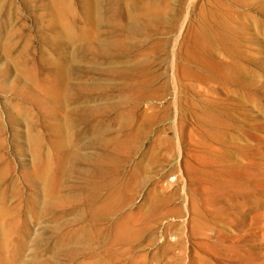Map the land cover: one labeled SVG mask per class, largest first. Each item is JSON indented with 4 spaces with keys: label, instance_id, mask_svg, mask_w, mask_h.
I'll list each match as a JSON object with an SVG mask.
<instances>
[{
    "label": "rangeland",
    "instance_id": "1",
    "mask_svg": "<svg viewBox=\"0 0 264 264\" xmlns=\"http://www.w3.org/2000/svg\"><path fill=\"white\" fill-rule=\"evenodd\" d=\"M85 1L59 0L62 23L50 0H0V252L19 246L21 264H264V0ZM47 154L61 173L52 215L30 174Z\"/></svg>",
    "mask_w": 264,
    "mask_h": 264
},
{
    "label": "bare ground",
    "instance_id": "2",
    "mask_svg": "<svg viewBox=\"0 0 264 264\" xmlns=\"http://www.w3.org/2000/svg\"><path fill=\"white\" fill-rule=\"evenodd\" d=\"M87 2H88V0H86ZM85 1V2H86ZM91 1V0H90ZM116 0H114L112 3H114ZM117 1H119L120 2V4L122 3L123 5H124V2H122V1H126V0H117ZM129 1V0H128ZM127 1V2H128ZM135 1V0H134ZM149 1H151V0H149ZM149 1H147V3L149 2ZM81 2V1H80ZM96 2V1H95ZM131 2H133V1H131ZM129 3V4H132V3ZM137 2H139L138 0H137ZM143 3V1L142 0H140V3ZM144 2H146V1H144ZM153 1H151V3H152ZM50 3H51V6H48L49 8L48 9H52V13L54 14V18H55V20H59V21H61L62 23H63V21L61 20L62 18H63V16H64V13H65V9L62 7V5L60 4V2H59V0H50ZM93 2L91 1V4H92ZM99 3V2H98ZM141 3V4H142ZM216 3V2H215ZM218 3V2H217ZM79 4H81V3H79ZM87 4H89V2L87 3ZM87 4H85L86 6H87ZM95 4H97V3H95ZM121 4V5H122ZM133 4H134V2H133ZM153 4H155L154 2H153ZM82 5H84L83 3H82ZM84 5V6H85ZM102 5V4H101ZM113 5V4H112ZM122 5V6H123ZM127 6H128V4H126ZM140 5V4H139ZM138 5V6H139ZM144 5V4H143ZM145 5H146V3H145ZM144 5V6H145ZM45 6V5H44ZM80 6V5H79ZM85 6V7H86ZM89 6H91V5H89ZM118 6H119V3H118ZM126 6V7H127ZM134 6H136V5H133V7L132 6H130L129 5V7L131 8L132 7V10L131 11H134V12H136L135 10V8H137V6L134 8ZM51 7V8H50ZM84 7V8H85ZM88 7V6H87ZM91 7H93V6H91ZM91 7H89V8H91ZM95 7V6H94ZM114 7H116V5H114ZM120 7V6H119ZM142 7V6H141ZM161 7V6H160ZM72 8V7H71ZM83 8V7H82ZM88 8V9H89ZM111 8V7H110ZM117 8V7H116ZM133 8H134V10H133ZM139 8V7H138ZM137 8V9H138ZM42 9V8H41ZM95 9V8H94ZM105 9V8H104ZM109 9V8H108ZM108 9H106V10H108ZM121 9V8H120ZM119 9V10H120ZM126 9V8H125ZM83 10V9H82ZM122 10H124L123 8L121 9V11ZM225 10V9H224ZM84 11V10H83ZM88 11V10H87ZM100 11V10H99ZM113 11H116V10H114L113 9ZM126 11V10H125ZM131 11H129V12H131ZM138 11V10H137ZM150 11V12H149ZM151 11H152V6H151V4L150 5H148V6H145L143 9H142V11H141V13L142 14H145V13H147L148 15H149V13H151ZM219 11V10H218ZM48 12H50L49 10H48ZM72 12V11H71ZM80 12V11H79ZM85 12L86 11H84V14H85ZM89 12V11H88ZM92 12V11H91ZM91 12H89L88 13V15H91L90 13ZM104 12V11H103ZM112 12V11H111ZM129 12H127L126 11V13H129ZM144 12V13H143ZM149 12V13H148ZM216 12V11H215ZM1 13V12H0ZM87 13V12H86ZM115 14H114V16L116 15V12H114ZM123 13H125V12H123ZM141 13L139 14V15H141ZM153 13V12H152ZM156 13V12H155ZM159 13H160V10H159ZM214 13V12H213ZM212 13V14H213ZM71 14V13H70ZM147 14H145V15H147ZM158 14V13H157ZM41 15H43L42 13H41ZM75 15V14H74ZM100 15V14H99ZM107 15H109L110 16V14L108 13ZM119 15H121V12L119 13ZM127 15H129V14H127ZM139 15H136L137 17L139 16ZM147 15V16H148ZM151 15H153V14H150L149 16H150V18H151ZM216 14H214V16H215ZM50 16H52V15H49L48 17H50ZM70 16V15H69ZM82 16V15H81ZM117 16V15H116ZM121 16H123V18H124V14L123 15H121ZM131 16V15H130ZM133 16H135V15H133ZM135 16V17H136ZM142 16V15H141ZM144 16V15H143ZM217 16H218V14H217ZM226 16H228V15H226ZM65 17V16H64ZM72 17H75V16H72ZM80 17V16H79ZM89 18H90V16H88ZM101 16H99L98 18H100ZM111 17H113V16H111ZM158 17H160V16H158ZM205 17V16H204ZM211 17V16H210ZM87 21H89L86 17H84ZM110 18V17H109ZM119 18V17H118ZM143 18V17H142ZM149 18V17H148ZM147 17H146V20L148 19ZM149 18V19H150ZM49 19V18H48ZM51 19V18H50ZM49 19V20H50ZM65 19V18H64ZM76 18H74V20H75ZM78 19V18H77ZM114 19V18H113ZM131 18H128V20H130ZM206 19V18H205ZM204 19V20H205ZM211 19H213V17L211 18ZM218 19H220V18H218ZM52 20V19H51ZM80 20V19H79ZM115 20V19H114ZM144 20V19H143ZM59 21H56V22H58L59 23ZM70 21V20H69ZM69 21L68 22H66V23H68V24H72L73 25V23L71 22V23H69ZM78 21V20H77ZM87 21H86V23H87ZM119 21V20H118ZM132 21V19L130 20V22ZM139 21V20H138ZM137 21V22H138ZM216 21L217 22H219L217 19H216ZM216 21L214 22V23H216ZM225 21V20H224ZM56 22H54L55 24H56ZM92 22V21H91ZM123 22H125V20H123ZM122 22V23H123ZM129 22V21H128ZM141 22H143V23H145L144 21H141ZM172 22V21H171ZM52 23V22H51ZM57 23V24H58ZM89 23V22H88ZM87 23V24H88ZM116 23H117V21H116ZM115 23V24H116ZM118 23H121L120 21L118 22ZM142 23V24H143ZM67 24V25H68ZM115 24H113V25H115ZM125 24V23H124ZM170 24V23H169ZM54 25V24H53ZM61 25V24H60ZM59 25V26H60ZM84 25V24H83ZM110 25H112V24H110ZM123 25V24H122ZM121 24L119 25V26H122ZM139 25V24H138ZM202 25H205L204 24V21H203V23H202ZM55 26V25H54ZM70 26V25H69ZM78 26V25H77ZM80 26V25H79ZM118 26V27H119ZM146 26H147V21H146ZM207 25H205V28H207L206 27ZM221 26H223V25H221ZM56 27H58L57 25L55 26V28ZM66 27V26H65ZM87 27V26H86ZM85 27V28H86ZM143 27V26H142ZM142 27H140L141 29H142ZM148 27V26H147ZM204 27V26H203ZM60 28V27H59ZM71 28H73V26L71 27ZM74 28H75V26H74ZM85 28H83L84 30H82V31H86L85 30ZM221 28H223V27H221ZM60 29H66V34L65 33H62V32H60L59 31V29H58V31L60 32V36H63L64 37V35L63 34H65V36H67V38L68 39H75V40H77L76 38H79V37H83L84 36V33L83 32H77V31H81L80 29H82V27L79 29V28H77V31H72V29H69V28H60ZM79 29V30H78ZM88 30L90 29L89 28V26H88V28H87ZM137 29V28H136ZM123 30V29H122ZM205 30V29H204ZM211 30V29H210ZM135 31V30H134ZM142 31H145L144 29L142 30ZM207 31V30H206ZM88 33L90 32V31H87ZM135 33V32H134ZM85 34H86V32H85ZM223 34V33H222ZM4 35V34H3ZM6 35V34H5ZM58 35V34H57ZM56 35V36H57ZM90 34H88V35H86V36H89ZM56 36H55V39H56ZM60 36H59V38H60ZM213 36H215V35H213ZM8 37V36H7ZM6 37V38H7ZM122 37V36H121ZM86 38V37H85ZM122 38H124V37H122ZM205 38V37H204ZM96 39V38H95ZM127 39V38H126ZM206 39H208V37L206 38ZM58 40V39H57ZM64 40V39H63ZM112 40V39H111ZM116 40V39H115ZM59 41V40H58ZM86 41V40H85ZM94 41V40H93ZM112 41H114V39L112 40ZM112 41H110V42H112ZM117 41V40H116ZM115 41V42H116ZM122 41V40H121ZM124 41H127V40H124ZM60 42V41H59ZM64 42V41H63ZM69 42H71V41H69ZM78 42V41H77ZM90 42V41H89ZM74 43V42H73ZM72 43V44H73ZM123 43V42H122ZM4 44V43H3ZM11 46V45H10ZM65 46H67V44L65 45ZM71 46H73V45H71ZM70 46V47H71ZM110 46V45H109ZM113 46V45H112ZM112 46H110V47H112ZM63 47V46H62ZM107 47V46H106ZM115 47V46H114ZM113 47V48H114ZM4 48H6V47H4ZM8 48H9V46H8ZM123 48H124V46H123ZM71 49V48H70ZM107 49V48H106ZM8 50V49H7ZM57 50V49H56ZM87 50H88V48H87ZM207 50V49H206ZM6 51V50H5ZM66 51V50H65ZM108 51V50H107ZM209 51V50H208ZM70 52H71V50H70ZM73 52V51H72ZM83 52V51H82ZM130 52V51H129ZM189 52V51H188ZM211 52H213V51H211ZM5 53H7V52H5ZM50 53V52H49ZM8 54V53H7ZM11 54V53H10ZM63 54V53H62ZM70 54V53H69ZM83 54V53H82ZM132 54V53H131ZM136 54V53H135ZM4 55V54H3ZM65 55V54H64ZM71 55H72V53H71ZM108 55V54H107ZM70 56V55H69ZM68 56V57H69ZM79 56V55H78ZM122 56V55H121ZM8 57V56H7ZM56 57V56H55ZM76 57V56H75ZM75 57H73V58H75ZM107 56H105V58H106ZM139 57V56H138ZM4 57H2V59H3ZM9 58V57H8ZM7 58V59H8ZM114 58V57H113ZM140 58V57H139ZM138 58V59H139ZM17 59V58H16ZM68 59V58H67ZM70 59V58H69ZM111 59V58H110ZM131 59V58H130ZM135 59V58H134ZM133 59V60H134ZM137 59V58H136ZM9 60V59H8ZM11 61H12V59H10ZM41 60V59H40ZM71 60V59H70ZM75 60H76V58H75ZM38 61V60H37ZM57 61V60H56ZM112 61V60H111ZM111 61L109 62L110 64H112L111 63ZM218 62L220 61V60H217ZM14 62V61H13ZM46 62V61H45ZM73 62V61H72ZM138 62V61H137ZM141 62V61H140ZM139 62V63H140ZM222 62V61H221ZM23 63V62H22ZM50 63V62H49ZM48 63V64H49ZM55 63V62H54ZM128 63H130V62H128V60H127V64ZM136 63V62H135ZM138 63V64H139ZM11 64V63H10ZM18 64H20V63H18ZM122 63H120V65H121ZM232 64V63H231ZM235 64V63H234ZM66 65V64H65ZM90 65V64H89ZM93 65V64H92ZM118 65V64H117ZM120 65H119V67H120ZM124 65V64H123ZM136 65V64H135ZM140 65V64H139ZM138 65V66H139ZM43 66V65H42ZM47 66V65H46ZM55 66V65H54ZM113 66H114V64H113ZM128 66V65H127ZM126 66V67H127ZM227 66V65H226ZM49 67V66H48ZM61 67V66H60ZM60 67H59V69H60ZM65 67V66H64ZM69 67V66H68ZM109 67V66H108ZM110 67H112V66H110ZM130 67V66H129ZM26 68V67H25ZM70 68H72V67H70ZM105 68V67H104ZM124 68V67H123ZM24 69V68H23ZM55 69V68H54ZM106 69H108V68H106ZM112 69V68H111ZM135 69V68H134ZM43 70V69H42ZM55 70H57L58 71V69H55ZM60 70H62V69H60ZM59 70V71H60ZM69 70V69H68ZM72 70V69H71ZM71 70H69L70 72H71ZM114 70V69H113ZM112 70V71H113ZM119 70V69H118ZM130 70V69H129ZM74 71V70H73ZM104 71V70H103ZM107 71V70H106ZM17 72V71H16ZM53 72H55V71H53ZM68 72V71H67ZM109 72H111V71H109ZM127 72H129L128 70H127ZM20 73V72H19ZM47 73V72H46ZM107 73V72H106ZM112 73V72H111ZM117 73V72H116ZM115 73V74H116ZM22 75H23V73H21ZM48 74V73H47ZM64 74V73H63ZM68 74V73H67ZM21 75V76H22ZM25 75V74H24ZM119 75V74H118ZM19 76V75H18ZM17 76V77H18ZM50 76V75H49ZM53 76V75H52ZM55 76V75H54ZM53 76V77H54ZM58 76L59 77H61L59 74H58ZM123 76V75H122ZM125 76V75H124ZM52 77V78H53ZM20 78V77H19ZM25 78V77H24ZM126 78V77H125ZM21 79V78H20ZM124 79V78H123ZM129 79V78H128ZM30 80H31V78H30ZM58 80V79H57ZM24 81V80H23ZM28 81V80H27ZM56 82V81H55ZM28 83V82H27ZM67 83H69V82H67ZM113 83V82H112ZM24 84V83H23ZM36 84H37V80H36ZM40 83H38L37 85L38 86H41V85H39ZM43 84V83H42ZM56 85H58L59 83H55ZM114 84V83H113ZM130 84H132V83H129V85ZM50 85H53V84H50ZM116 85V84H115ZM45 86V85H44ZM75 86H76V84H75ZM78 86V85H77ZM118 86V85H117ZM126 86V85H125ZM128 86V85H127ZM43 87V86H42ZM52 87V86H51ZM54 87H55V85H54ZM60 87V86H59ZM79 87V86H78ZM112 87V86H111ZM120 87V86H119ZM118 87V88H119ZM50 88V87H49ZM48 88V89H49ZM46 89V88H45ZM47 89V90H48ZM52 89V88H51ZM56 90H57V88H56ZM65 90H67V89H65ZM71 90V89H70ZM77 90V89H76ZM79 90V89H78ZM77 90V91H78ZM112 90V89H111ZM61 88L60 89H58V92H60V95H61ZM68 91V90H67ZM72 91V90H71ZM74 91H75V89L73 90V93H74ZM52 92L53 91H51V95H52ZM58 92L57 93H55V94H57V97H58ZM63 92H64V90H63ZM66 92V91H65ZM76 92V91H75ZM81 92V91H80ZM40 93V92H39ZM44 93H47V92H44ZM50 93V92H49ZM72 93V94H73ZM71 94V93H70ZM69 94V95H70ZM39 95V94H38ZM37 95V96H38ZM47 95H48V93H47ZM50 95V96H51ZM66 95H67V93H66ZM79 95H80V93H79ZM53 96V95H52ZM65 96V95H64ZM48 97H49V95H48ZM54 97V96H53ZM60 97V96H59ZM72 97V96H71ZM75 97V96H74ZM79 97H81V95L79 96ZM79 97L77 98V99H79ZM121 97V96H120ZM55 98V97H54ZM62 97H60V99H61ZM73 98V97H72ZM37 99V98H36ZM40 99V98H39ZM42 99V98H41ZM45 99V98H44ZM52 99V98H51ZM56 99V98H55ZM60 99H59V102H60ZM115 99V98H114ZM119 99V98H118ZM31 100V99H30ZM34 100V99H33ZM53 100V99H52ZM65 100H66V96H65ZM72 100V99H71ZM75 100V99H74ZM41 101V100H40ZM48 101V100H47ZM54 101V100H53ZM57 101H58V99H57ZM81 101V100H80ZM66 102V101H65ZM44 104V101L43 102H41V104ZM55 103H58V102H55ZM61 103V102H60ZM119 103V102H118ZM32 104H34V101H33V103ZM65 104V103H64ZM80 104V103H79ZM78 104V105H79ZM120 104V103H119ZM57 105H59V104H57ZM107 105V104H106ZM35 106H36V104H35ZM44 106H46V105H44ZM43 106V107H44ZM49 106H50V104H49ZM59 106H62V105H59ZM77 106V105H76ZM83 106V105H82ZM81 106V107H82ZM85 106H87V105H85ZM93 106V105H92ZM96 106V105H95ZM119 106V105H118ZM16 107V106H15ZM48 107V106H47ZM46 107V108H47ZM54 107H56L55 106V104H54ZM63 107V106H62ZM73 107V106H72ZM75 107V106H74ZM98 107V106H97ZM20 109H17V110H19V111H21V107H19ZM36 108H37V106H36ZM52 107H50L49 109H51ZM57 108V107H56ZM16 109V108H15ZM38 109V108H37ZM45 109V108H44ZM43 109V110H44ZM48 109V108H47ZM69 109V108H68ZM75 109V108H74ZM84 109V108H83ZM82 109V110H83ZM86 109V108H85ZM25 110V109H24ZM42 110V109H41ZM53 110V109H52ZM66 110H67V108H66ZM87 110V109H86ZM86 110H83V111H86ZM19 111H18V114H19ZM29 111V110H28ZM37 111V110H36ZM39 111V113H40V110H38ZM48 111V110H47ZM50 111V110H49ZM56 111V110H55ZM62 110H60V112H61ZM68 111V110H67ZM66 111V112H67ZM73 112L75 111V110H72ZM72 111H71V113L69 114V115H71L72 114ZM16 112V111H15ZM51 112V111H50ZM65 112V113H66ZM31 113V112H30ZM33 113V112H32ZM38 113V114H39ZM47 112H44V114H46ZM54 114V113H53ZM57 115L59 114V112L58 113H56ZM75 114V113H74ZM83 113L81 112V114L80 115H82ZM128 114V113H127ZM20 115V114H19ZM41 115V114H40ZM65 115H67V114H65ZM86 114H84V116H85ZM49 116H51V114H49ZM116 116V115H115ZM25 117V116H24ZM28 117H30V116H28ZM124 117V116H123ZM26 118V117H25ZM41 118V117H40ZM49 118V117H48ZM56 118V117H55ZM128 118V117H127ZM126 118V119H127ZM130 118V117H129ZM29 119V118H28ZM31 119V118H30ZM36 119H38L39 120V118H36ZM45 118H43V120H44ZM67 119V118H66ZM117 119V118H116ZM120 119H121V117H120ZM46 120H47V117H46ZM52 119L50 118V121H51ZM64 120V119H63ZM72 120V119H71ZM114 120H115V118H114ZM41 121V120H40ZM39 121V122H40ZM48 121V120H47ZM131 121V120H130ZM34 122V121H33ZM117 122V121H116ZM133 122V121H132ZM63 123V122H62ZM71 123V122H70ZM32 124H34V123H32ZM48 124V123H47ZM67 124V123H66ZM117 124H119V123H117ZM132 124V123H131ZM53 125V124H52ZM47 126H50V125H47ZM98 126V125H97ZM118 126H120V125H118ZM59 127V126H58ZM70 127V126H69ZM92 127V126H91ZM56 127H54L53 129H55ZM62 128H63V126H62ZM65 128H66V126H65ZM93 128V127H92ZM124 128V127H123ZM58 129V128H57ZM49 130V129H48ZM91 130V129H90ZM55 131V130H54ZM53 131V132H54ZM63 131V130H62ZM49 134H51V133H49ZM48 134V135H49ZM54 134H57V133H54ZM72 134V133H71ZM92 134V133H91ZM62 135H64V134H62ZM52 136H53V134H52ZM51 136V137H52ZM65 136H67V135H65ZM92 136H94V135H92ZM58 137H59V135H58ZM68 137H69V135H68ZM49 138H50V135H49ZM97 138V137H96ZM29 139V138H28ZM32 139H34V145H33V147H35V149L37 148V145L38 144H40V143H42V142H40L41 140H39V138H32ZM43 139V138H42ZM94 139V138H93ZM50 140V142H52L53 143V145H55L56 146V148H59L60 149V145H62V143L64 142V140H63V138H50L49 139ZM67 140V139H66ZM69 140V139H68ZM96 140V139H95ZM38 141L40 142V143H38ZM43 141V140H42ZM46 141V140H45ZM86 141V140H85ZM202 141H204V140H202ZM30 142V141H29ZM50 142L48 141V143L50 144ZM66 142V141H65ZM82 142V141H81ZM97 142V141H96ZM46 143H47V141H46ZM46 144V145H49V144ZM67 143H68V141H67ZM70 143V142H69ZM90 143V142H89ZM100 143V142H99ZM203 143V142H202ZM43 144V143H42ZM81 144V143H80ZM79 144V145H80ZM94 144H95V142H94ZM97 144V143H96ZM205 144V143H204ZM64 145V144H63ZM100 145H101V143H100ZM30 146V145H29ZM41 146V145H40ZM40 146H38V147H40ZM65 146V145H64ZM67 147H70V145L68 146V144H67ZM72 147V150L74 149L73 148V146H71ZM41 148H42V146H41ZM52 148V147H51ZM62 149H63V146L61 147ZM65 149H66V147H64ZM30 149H31V147H30ZM58 149V150H59ZM64 149V150H65ZM34 150V149H33ZM39 150H40V148H39ZM63 150V151H64ZM52 151V150H51ZM59 151H62V150H59ZM53 153H54V151H52ZM70 152H71V150H70ZM69 152V153H70ZM122 152V151H121ZM56 153V152H55ZM63 153V152H62ZM65 153H67V152H65ZM45 155V154H44ZM48 155L49 154H47V156L45 157H42L41 159H37V162H36V168H35V170L32 168V170H34V173H30L31 175L32 174H34L35 175V178H37L39 181H41V184L43 185V189H44V191L46 192V198H45V200L43 201L44 202V207H43V209H44V211L45 212H47V213H49V215H52V214H54V212H53V210L54 209H56L57 208V205H58V201H60V197L59 196H57L56 194H54L53 192H51L52 191V188L53 187H55V185L53 186V183H51L53 180L51 179V176H52V174L54 173L55 175L54 176H56V173H59L60 175H61V173L60 172H56L55 171V168L57 169V167H55V168H53V164H52V166H51V159L49 160V158H48ZM121 155V154H120ZM80 156V155H79ZM82 156V155H81ZM50 158H52V157H50ZM56 159H57V157H55ZM54 158V159H55ZM73 158V157H72ZM75 158V157H74ZM34 159V158H33ZM83 159V158H82ZM149 159V158H148ZM34 161V160H33ZM36 161V160H35ZM61 161H62V159H61ZM60 161V162H61ZM112 161V160H111ZM150 161V160H149ZM55 162H57L56 160H55ZM146 162V161H145ZM58 163V162H57ZM95 163V162H94ZM147 163V162H146ZM145 163V164H146ZM98 164V163H97ZM32 165V164H31ZM58 165H60V164H58ZM96 165V164H95ZM114 165H116V164H114ZM33 166H34V164H33ZM32 166V167H33ZM138 166V165H137ZM91 167V166H90ZM24 172V171H23ZM1 174V173H0ZM29 174V175H30ZM2 175V174H1ZM5 175V174H4ZM7 175V174H6ZM94 175H96V173L94 174ZM3 176V175H2ZM62 176H64V175H62ZM59 177V175L57 174V178ZM3 178V177H2ZM10 178H11V176H10ZM97 178V177H96ZM83 179V178H82ZM86 179V178H85ZM54 181H55V178H54ZM91 180L89 179V182H90ZM1 182V181H0ZM61 182V181H60ZM56 183V182H55ZM82 184H83V182H81ZM4 184V183H3ZM81 184V185H82ZM41 185V186H42ZM80 185V184H79ZM84 185V184H83ZM53 186V187H52ZM2 187H5V186H2ZM117 187V186H116ZM17 188V187H16ZM32 189H34V188H32ZM12 190V189H11ZM80 190V189H79ZM93 190H96L95 188L93 189ZM1 191V190H0ZM13 191V190H12ZM11 191V192H12ZM14 192V191H13ZM52 193V194H51ZM82 193V195H84L83 194V192H81ZM87 194H89L87 197H86V199L87 200H91V195H92V192H86ZM3 193H2V191L0 192V195H2ZM78 194H80V193H78ZM118 194V193H117ZM10 195H11V193H10ZM13 195V194H12ZM86 195V194H85ZM81 196V195H80ZM119 196V195H118ZM79 198V197H78ZM75 199V198H74ZM118 199V198H117ZM116 199V200H117ZM15 202H17V201H15ZM117 202V201H116ZM103 205H106V204H103ZM101 206V205H100ZM113 206V205H112ZM111 207V206H110ZM119 207V206H118ZM98 208H99V206H98ZM59 209V208H58ZM65 209V208H64ZM113 209V208H112ZM112 209H110L111 210V212H113L112 211ZM98 210V209H97ZM96 210V211H97ZM15 211V210H14ZM95 211V212H96ZM8 211L6 210V207H3V205L0 203V219L1 218H3L5 215H8V214H10V212L8 213ZM92 213V212H91ZM90 213V214H91ZM102 213V212H101ZM105 213V212H104ZM96 215V214H95ZM92 216V215H91ZM128 216V215H127ZM130 219V218H129ZM62 221V220H61ZM129 221V220H128ZM128 221H127V224H128ZM132 223V222H131ZM130 223V224H131ZM133 225V224H132ZM87 228V227H86ZM18 229V228H17ZM88 229V228H87ZM118 233V232H117ZM1 235V234H0ZM125 238H126V236H124ZM2 238V237H1ZM115 239V238H114ZM117 239V238H116ZM127 240V239H126ZM2 241V240H1ZM20 242V241H19ZM84 243V242H83ZM2 244H3V242L1 243L0 242V248L2 247ZM18 250H19V246H17V247H15V249H13L12 250V252L10 253V254H4L3 252H0V264H21L17 259H16V256H17V253H18ZM19 255V254H18Z\"/></svg>",
    "mask_w": 264,
    "mask_h": 264
}]
</instances>
